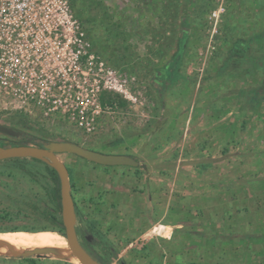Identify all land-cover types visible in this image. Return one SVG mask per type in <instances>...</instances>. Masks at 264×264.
<instances>
[{
  "label": "crops",
  "instance_id": "obj_1",
  "mask_svg": "<svg viewBox=\"0 0 264 264\" xmlns=\"http://www.w3.org/2000/svg\"><path fill=\"white\" fill-rule=\"evenodd\" d=\"M235 11V35L217 37L221 53L211 67L217 68L225 57L231 59L236 73L223 84L224 94L215 93L220 90L219 72L201 83L193 79L195 70L183 67L189 62L187 50L179 57L184 84L164 88L163 67L155 68L148 88L153 92L148 120L152 128L161 124L165 130L141 132L138 166L112 170L108 178L105 170L102 177L103 187L97 191L106 202L104 211L115 207L119 213L104 220L107 229L120 224L121 231L113 235L123 240L156 225L164 233L137 252V259H132L136 264H156L158 256L165 264H255L264 256V119L255 117V100L239 104L242 97L237 94L258 83L252 73L256 64L249 56L254 44H264V29L252 28L250 20L244 26ZM190 38L183 39L184 50ZM236 43L240 49L252 45L249 54L230 52ZM260 61L264 67V58ZM171 65L172 57L164 66L168 72Z\"/></svg>",
  "mask_w": 264,
  "mask_h": 264
},
{
  "label": "rangeland",
  "instance_id": "obj_2",
  "mask_svg": "<svg viewBox=\"0 0 264 264\" xmlns=\"http://www.w3.org/2000/svg\"><path fill=\"white\" fill-rule=\"evenodd\" d=\"M89 1L90 0H85V2ZM217 3L218 0H197L193 3L190 2V0H102V4H99L98 6H96L97 4L91 3L88 15L97 16V19L100 21L98 27L102 28L110 22L121 20L124 25V29L126 31L131 30L133 32L130 52H137V56L142 59V66L136 68L137 65H140V63L134 62L135 65L132 68L130 67V71L122 69L124 66H130L129 64L125 65V63L121 65L122 67L115 68L124 71L127 74L134 75L137 78V88L144 97L142 99V104H138V106L132 105L130 107L125 102L124 107L119 105L122 113L119 112L112 118L103 119L96 132L92 134L83 133L80 129L66 121L65 117L59 113L50 119H44L38 112L27 113L21 110L13 111L0 109V124L10 126L25 133L23 136H19L18 138L21 140L26 139L27 142L31 143L63 140V138L67 137L72 138L73 140H78L81 142V146L89 149L107 152V149L110 148V150L115 152H127L134 155L136 158H141V145H143V141L139 139L141 132H149L152 130L158 131V128L160 127L165 130V125L161 124H155L154 128H152L151 122L148 120L150 119L151 112L147 111V103L148 98H150V95L153 94V92L148 90V88L151 85L150 81L153 71H156L157 67H163L160 70V73H164V76L167 77L164 88H168L169 84H184L183 78L185 75L183 72L179 71V65L181 62L179 57H182V52L187 50L186 52L189 62L184 63L183 61V67L186 65L188 69L195 70L193 73V79H205L206 77L209 78L212 74L215 75L216 72L220 73L218 76V82H220L221 87L220 85L217 86L220 90L215 93L218 97H221L222 94H224L223 90L225 89L223 84H226L228 80L233 77L236 71L231 68V64L229 65L231 59L228 57L219 60L221 62L218 64L219 66L211 69V67L215 66V61L221 53V50H218L217 48V37H220L221 35V37L235 35V29L233 31L231 28L232 21H235L233 18V12L235 10L237 14L240 12V19L245 20V23L243 24L244 26L248 25L246 22L250 20L252 28L257 27L258 29H264V0H261V2L258 3H255L254 0H225V12L221 18L222 21L219 23L218 34L213 39V48L207 50L206 46L208 44L210 27L207 18L210 11L216 7ZM202 6H204V8L199 14V10ZM211 6L213 7L210 11H208ZM106 8H109L108 18L102 10ZM195 10H198V12L196 13ZM194 15H200V21H194ZM187 35L191 37V41L189 44L187 43L188 48L186 46L187 49L184 50L181 42L180 45L177 44L176 41L179 37H181V39H185ZM186 41H188V39H186ZM117 42H120V38L117 39ZM222 46L225 47V45ZM238 46L239 45H236V47ZM245 49L246 48H242L240 51L237 50V52L244 51L249 54L248 49H246V51ZM112 51L115 52V48H113ZM223 51L225 50H222V52ZM117 52L118 51H116V53ZM171 57L174 61L171 67L175 69L170 68L168 72L167 67L164 66L168 64ZM263 58L264 44L261 45L260 42H258L257 44H254V50L249 56V59L255 61L256 68L255 70L253 69L252 73L254 74V77H257L256 80L258 83H256V86L246 90L244 93L240 89L237 92L238 96L243 98H238L239 104L246 103L249 99L256 101V119H264V75L260 74L261 72H264V67H262V64L261 66L259 65V62H261L260 59ZM248 67L250 68V66ZM202 81L203 80H200V83ZM4 136L5 134L0 133V138H3ZM112 141L115 143L110 144ZM165 144H167L166 141ZM59 158L66 164L69 170L70 179L73 183H75L76 186L80 185L81 189H84V195H92L94 198L99 199L101 204L104 202L101 195L102 191L100 190V192H98L97 190L99 188L102 189L101 187H103L101 181L103 180L102 177L105 174V170L108 172V175H105L104 177L108 178L109 175L112 176V170L121 171L126 167L125 165L109 166L95 163L73 153H61L59 154ZM16 159L18 162L20 161L18 160V157H16ZM16 159H0V164H12L16 162ZM21 163L38 164L32 159H27L26 162ZM84 178L85 185L83 183ZM88 179V182H91V185L86 183ZM33 202L41 203V200L37 197L29 204L30 207L26 205L27 209L25 208V210H23L24 207L22 205L19 208L16 207L19 212H17V210H10L9 213L0 215V231H28L46 223L47 221L45 219L39 217V214H41V205L39 208H32L31 204ZM104 208L105 205L101 206V209L97 212L91 211L90 208H86L85 210V215L90 218L88 221L94 223L93 230L95 238H98L96 244L94 245V250L96 253H101L102 247L110 249V251L107 252L108 254L104 253V257L106 258L103 262L105 263L121 264L120 262H123L125 264H136V260L134 262L132 259L133 257L137 259L135 255L138 251L129 249L128 246H130V243L137 236L128 235L127 239L124 238L121 240L118 239L117 236L113 235L111 233L112 231H115V233L121 231L118 227L120 224L117 226L114 223L110 224L107 229L104 220L106 219V216L110 218L116 216V214L118 215L119 213L115 212V207H109V210L107 211H104ZM86 220L87 218H85V221ZM95 229H97V231ZM49 231L53 232L58 237L64 238L56 231ZM147 231L148 229H145L140 234L147 233ZM54 254H59L61 257L70 259H61L58 258L60 256L55 257ZM9 255H0V264H22L21 257ZM36 259L40 261L39 264H57L54 261L58 260L69 263L76 262L70 256L69 251L66 254L51 253V255ZM263 260L264 256L261 261H258V263L255 262V264H259ZM155 262L156 264H165L159 256L155 258Z\"/></svg>",
  "mask_w": 264,
  "mask_h": 264
},
{
  "label": "built area",
  "instance_id": "obj_3",
  "mask_svg": "<svg viewBox=\"0 0 264 264\" xmlns=\"http://www.w3.org/2000/svg\"><path fill=\"white\" fill-rule=\"evenodd\" d=\"M225 0L208 15L207 50L219 31ZM110 95L111 100L102 101ZM137 78L116 69L93 48L70 0H0V109L57 113L85 134L119 112V101L142 104ZM128 246L149 244L157 228Z\"/></svg>",
  "mask_w": 264,
  "mask_h": 264
},
{
  "label": "trees",
  "instance_id": "obj_4",
  "mask_svg": "<svg viewBox=\"0 0 264 264\" xmlns=\"http://www.w3.org/2000/svg\"><path fill=\"white\" fill-rule=\"evenodd\" d=\"M170 1V0H169ZM197 0H190V2H195ZM91 3L97 4L96 6H98L99 4H102V0H90L89 2H85V0H70V4H71V8L74 12V15L81 21V24L86 32L87 37L90 39L91 44L94 48V50L104 59L106 60L109 64H111L114 67H122L121 65H123L125 63V65L129 64V67H122V69H126L130 71V67H134L135 63H140V65H137L136 68H139L141 65V61L142 59H140V57H138L137 52H130V47L132 45L131 43V38H132V31H126L124 29V25L121 22V20H117L115 22H110L108 25L101 27H98L99 24V20L97 19V16L94 15H88V10L91 8ZM194 6V5H193ZM213 6H211L208 11H210V9ZM204 8V6L201 7V9L199 10V14L201 13L202 9ZM109 9V8H108ZM108 9H102L105 16H109L108 14ZM195 9V8H194ZM196 13L198 12V10H195ZM199 17V18H198ZM200 15L199 16H195L194 15V21H200ZM200 23V22H199ZM120 38V42H117V39ZM178 39V38H177ZM181 44L183 39H181V37H179ZM179 39L177 41H179ZM120 43V44H118ZM177 44H179L178 42H176ZM180 44V45H181ZM236 45H239L238 47H236ZM241 45L236 43L234 44L232 50L230 52H237V50H240ZM250 46V45H248ZM248 46L246 49H248ZM115 48L116 51H118L116 53V51H112V49ZM249 50V49H248ZM135 62V63H134ZM173 59H172V64H173ZM144 65V64H143ZM111 100L112 98L110 97L109 94H107V96H103L102 97V101L105 100ZM119 105L121 106H125V101L120 100L119 101ZM67 121V120H66ZM23 136L25 133L21 132ZM84 133V132H83ZM11 139V141L15 144L17 143H21V144H26L27 141L25 140H21L19 138L16 137H9ZM63 140L65 141H71L77 144H80L81 142H79L78 140H73L72 138H63ZM115 142H110V144H113ZM118 144V142H117ZM37 145H41V143H37ZM16 159V158H15ZM27 159H32L34 161H36L38 164H44V162L35 159V158H19L18 160H20L19 162L16 159L15 163H21V162H26ZM47 170L48 173L50 175V179L51 180H47L46 182V187L44 189V191L46 192L45 194H43V196H41L39 199L41 200V203L39 202H33L31 204L32 208H39V206L41 207V213L42 215L45 217V219L47 221H52V223L47 224H43L38 226L35 229H30L28 231H33V230H55L60 232L61 234H64V229L63 227L59 226V223L61 221V216H60V192H59V179L57 176V173L55 172V170L53 168H51L50 166H47ZM137 174V173H136ZM88 231H92L94 229V223L90 222L88 224ZM148 245V244H147ZM147 245L142 246L139 249H132V250H137L138 252H142L147 248ZM102 252L101 253H96V251L93 249H88L87 251L95 258H97L99 261L103 262V260H105L106 257H104V253L108 254L107 252L110 251V249H108L107 247L103 248L102 247ZM54 256H60L59 254H54ZM108 256V255H107ZM57 264H74V263H69L66 261H54ZM21 263L23 264H39L40 261L34 257H21Z\"/></svg>",
  "mask_w": 264,
  "mask_h": 264
},
{
  "label": "water",
  "instance_id": "obj_5",
  "mask_svg": "<svg viewBox=\"0 0 264 264\" xmlns=\"http://www.w3.org/2000/svg\"><path fill=\"white\" fill-rule=\"evenodd\" d=\"M0 133L10 137L21 136V131L0 124ZM61 153H73L87 160L103 165H128L137 166L139 161L134 157L127 154L105 153L81 146L80 144L65 141V140H52L37 145V142L26 144L6 143L0 145V159L4 158H35L38 159L55 170L59 179V192H60V216L61 221L59 226L63 227L64 234H61L67 242V248L70 256L76 260L74 264H111L99 261L93 257L85 247L80 243L76 231V212L74 201L71 195V183L69 172L66 164L59 158ZM55 231V230H52ZM91 238V235L88 239ZM6 255V254H0ZM51 255V252L44 248H34L29 253H21L17 255H9L16 257H46ZM53 256V255H52ZM61 259H70L66 257H58ZM121 264H125L120 262ZM116 264V263H112Z\"/></svg>",
  "mask_w": 264,
  "mask_h": 264
},
{
  "label": "flooded vegetation",
  "instance_id": "obj_6",
  "mask_svg": "<svg viewBox=\"0 0 264 264\" xmlns=\"http://www.w3.org/2000/svg\"><path fill=\"white\" fill-rule=\"evenodd\" d=\"M9 137L10 136L5 135L3 138H0V145L6 143L14 144ZM105 153L127 154L137 160V158L132 154H128L127 152H115L110 150V148L107 149V152ZM45 165L47 164L45 163ZM45 165L29 163L0 164V215L7 214L10 212V210H17V212H19L16 207L19 208L22 205L24 207L23 210H25V208L27 209L26 205L29 206L33 199H36L37 197L40 198L41 196H43V194L46 193L44 191L46 187V182L47 180H51V177ZM133 175L134 177H137L136 171H133ZM70 183L71 195L74 201V207L76 212V231L80 243L87 250H93L98 238H95L94 230H92L91 232L88 231V224L90 223L88 220H90V218L85 215V210L86 208H90L91 211L97 212L99 209H101V206L105 205L106 202L104 201L101 204V201L97 198H94L92 195H84V190L79 189V191L78 187L75 183H73L71 179ZM77 194L79 195V197ZM39 215V217L45 219L42 213ZM85 218H87V223L85 221ZM48 222L53 224L52 221H47V223ZM95 230L97 231V229ZM90 235L91 238L88 239Z\"/></svg>",
  "mask_w": 264,
  "mask_h": 264
},
{
  "label": "bare ground",
  "instance_id": "obj_7",
  "mask_svg": "<svg viewBox=\"0 0 264 264\" xmlns=\"http://www.w3.org/2000/svg\"><path fill=\"white\" fill-rule=\"evenodd\" d=\"M34 248H44L51 253L69 251L66 239L49 230L0 232V254L29 253Z\"/></svg>",
  "mask_w": 264,
  "mask_h": 264
}]
</instances>
